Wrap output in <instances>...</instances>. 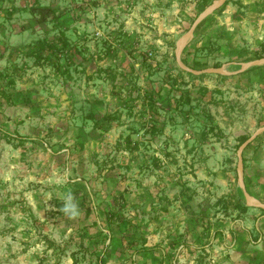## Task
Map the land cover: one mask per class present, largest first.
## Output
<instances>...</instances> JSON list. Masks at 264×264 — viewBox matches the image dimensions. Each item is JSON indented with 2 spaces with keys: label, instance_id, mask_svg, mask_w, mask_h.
<instances>
[{
  "label": "rangeland",
  "instance_id": "rangeland-1",
  "mask_svg": "<svg viewBox=\"0 0 264 264\" xmlns=\"http://www.w3.org/2000/svg\"><path fill=\"white\" fill-rule=\"evenodd\" d=\"M202 1L0 0V264H96L103 246L105 264L149 263L129 261L133 235L161 264L264 260V212L234 207L237 140L264 126V65L179 72L175 42ZM201 28L192 53L207 67L264 58V0H229ZM263 141L250 145L262 155ZM83 195L91 215L68 221L55 201Z\"/></svg>",
  "mask_w": 264,
  "mask_h": 264
},
{
  "label": "trees",
  "instance_id": "trees-1",
  "mask_svg": "<svg viewBox=\"0 0 264 264\" xmlns=\"http://www.w3.org/2000/svg\"><path fill=\"white\" fill-rule=\"evenodd\" d=\"M229 0H226L224 2V4L218 8L217 10H215L214 12H219L222 10V8L228 3ZM202 2H204L202 4L203 8L206 6L205 4V1L203 0ZM213 12V13H214ZM210 16V15H209ZM208 16V17H209ZM207 18V17H206ZM205 18V19H206ZM205 19H203L195 28L194 32H193V36L192 38L185 44L181 54H180V59L182 61V63L187 66L188 68L190 69H194V70H200V69H204V68H207V65L205 64V62H200L199 60H197L193 53H192V50L194 49H197V45H198V39H199V36L202 34V23L203 21H205ZM38 46L41 48V49H44L45 47H50L47 45L46 42L44 41H38L37 42ZM67 43H66V40H62V45H61V48L63 46H66ZM202 46H200L199 48H201ZM198 48V49H199ZM260 56H257L256 58H259ZM264 65V64H262ZM212 67L214 68H217L219 67V65L215 64V65H212ZM179 72H183L181 70H179ZM185 73V72H184ZM187 75H189V77H192V78H198V77H205L206 74H200L198 76H193L189 73H186ZM227 76H224L223 75V78H226ZM107 118V117H106ZM97 121H95L94 123H96ZM6 136L5 138H9V134H6L4 133ZM259 136H264V132H262V134H259L255 137V139L253 141H251L246 147L248 148L254 141H256L258 139ZM248 136H239L238 140H237V144H236V148L238 147L239 144H241ZM15 140H17L18 143H23V141H25L26 139L21 137V136H16L14 138ZM242 154H243V151H242ZM242 163H243V158H242ZM244 182V181H243ZM244 186L245 188L247 187L246 184L244 183ZM90 201L89 200V197L86 196V195H83V196H80V198H76L74 199V202H70L68 201V203L66 204V206L62 203V202H57L55 201V205L56 207L59 208V210L61 211V214H65L66 218L68 221H74L73 219V215L80 211L81 208H83V215L85 218H88L90 215H91V209H90ZM235 209H237L238 211H241V212H244L246 209L248 208H252V207H248L243 203H240V202H237L235 203L234 205ZM260 212H264V210H261V209H258ZM112 218H113V214H104V217L102 219V225L106 228L107 232H108V235L109 237H111V228H110V224L112 223ZM96 223H91L90 226H93V227H97V225H95ZM88 226H83L81 228H78L76 230H74L75 232V236L77 237L78 239V246L79 248L83 251H86L85 248H83V241L84 239L86 238H89V234H87V231H88ZM101 235V233H100ZM103 235V239H105L106 235L102 234ZM180 236H176V242H177V239L179 238ZM134 239H141L142 240V236H136L133 235L131 236V240L129 243H132L131 244H128L127 246V250L130 251V262L134 261L135 258H132V257H136V256H143L145 253L148 255L149 257V260L150 262L147 263V262H144L143 264H156L157 262H160V264L163 262V259L166 257L165 255H160L158 257L154 256L153 255V252H151V250H148L146 248H144L142 245L139 247V248H136L137 246H134L132 247L133 245H135V241ZM50 246H52V243H49ZM132 247V248H131ZM90 248V247H89ZM85 249V250H84ZM107 249L105 248V246L102 247V255H98L96 256V264H105V254L104 253H107L106 252ZM119 253L121 254H125V248L122 247V248H119ZM92 253V252H91ZM168 256V255H167ZM72 264H77V258L75 256H72ZM260 264H264V260L260 263Z\"/></svg>",
  "mask_w": 264,
  "mask_h": 264
},
{
  "label": "water",
  "instance_id": "water-1",
  "mask_svg": "<svg viewBox=\"0 0 264 264\" xmlns=\"http://www.w3.org/2000/svg\"><path fill=\"white\" fill-rule=\"evenodd\" d=\"M226 0H214L211 5L207 6L205 9H203L202 12H200L197 17L192 21L189 28L186 30V32L175 42V48H174V60L177 68L185 73H189L193 76H198L200 74H210V75H235L244 72L247 68L251 66L256 65H262L264 64V58L256 59L247 61L244 63H241L239 65L238 71L235 72H225L222 68L217 67H207L200 70H194L190 69L187 66H185L181 59L180 54L185 46V44L192 38L193 32L196 28V26L206 17L211 15L215 10L220 8ZM264 132V126L258 127L255 129L241 144L238 145L235 156H236V169H237V183L240 188L241 194L244 199V204L248 207L257 208L264 210V203H260L256 200H254L248 192L246 191V188L244 186L243 182V163H242V151L245 149V147L255 139V137L259 134H262Z\"/></svg>",
  "mask_w": 264,
  "mask_h": 264
},
{
  "label": "crops",
  "instance_id": "crops-1",
  "mask_svg": "<svg viewBox=\"0 0 264 264\" xmlns=\"http://www.w3.org/2000/svg\"><path fill=\"white\" fill-rule=\"evenodd\" d=\"M229 77V76H227ZM236 77V76H232ZM216 123V124H215ZM215 125L219 129H223L224 126L220 122H214ZM232 124L230 121H227L228 129H234V126H230ZM233 125V124H232ZM264 143V141L262 142ZM262 149H256L254 147L249 146L243 151V178L250 179V183L252 187L248 188V193L252 198L258 199L260 196L263 186V175H264V155H262ZM257 188H259V193L256 192Z\"/></svg>",
  "mask_w": 264,
  "mask_h": 264
}]
</instances>
